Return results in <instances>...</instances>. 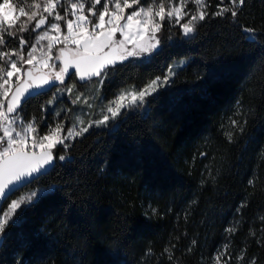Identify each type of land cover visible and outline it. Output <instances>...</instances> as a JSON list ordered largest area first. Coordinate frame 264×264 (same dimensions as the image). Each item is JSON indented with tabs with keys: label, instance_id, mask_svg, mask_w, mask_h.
Masks as SVG:
<instances>
[{
	"label": "trees",
	"instance_id": "1",
	"mask_svg": "<svg viewBox=\"0 0 264 264\" xmlns=\"http://www.w3.org/2000/svg\"><path fill=\"white\" fill-rule=\"evenodd\" d=\"M207 3L192 36L166 22L159 50L109 67L99 87L70 78L109 102L184 61L145 106L59 147L66 159L18 192L58 190L18 210L0 264H214L226 243L230 264L241 251L239 264H264V0H246L236 18L212 16L219 0ZM20 35L26 53L37 33ZM55 89L24 105L23 118L53 121L54 108L40 105ZM65 103L70 124L79 106Z\"/></svg>",
	"mask_w": 264,
	"mask_h": 264
},
{
	"label": "snow or ice",
	"instance_id": "2",
	"mask_svg": "<svg viewBox=\"0 0 264 264\" xmlns=\"http://www.w3.org/2000/svg\"><path fill=\"white\" fill-rule=\"evenodd\" d=\"M189 3L195 5L194 10L188 8ZM245 3L246 0H227L225 4V0H219L217 10L211 15L223 17L230 13L236 18ZM208 7L207 0H18L16 10L19 15L9 19L13 5L9 0L0 2V237L5 235L10 221L15 223L13 217L18 215V210L22 211L26 205L58 191L50 188L18 195L21 188L46 175L54 166V160L66 159L54 152L57 145L66 149V140L82 136L93 126H107L110 119L121 114V108L125 107L123 102L128 97L133 104L137 101L143 103L146 96L167 84L176 73L170 67L168 75L163 78L156 77L140 90L120 94L109 103L106 114L89 121L79 130L73 125L66 134L63 124L57 123L41 135L35 119L21 117L24 105L46 96L57 82L65 84L66 79L73 76H78L81 81L100 77V83H103V76L107 75L106 69L110 65L114 67L129 56L154 52L160 44L156 34L165 26L166 20L178 24L182 33L188 36L196 31L197 22L209 16ZM61 8L63 14L59 10ZM126 9L134 10L126 14ZM20 16L26 19L20 20ZM61 21L64 22L63 27ZM29 25L37 35L35 43L25 53L29 41L17 33L29 31ZM242 31L249 41H255L254 28L245 27ZM117 33L123 38L117 39ZM6 36L18 39V47L7 48L9 41ZM42 41H47L46 50L41 46ZM129 43L133 45L131 49L127 47ZM58 44L63 47L54 53L53 49ZM38 51L41 53L39 57L36 55ZM52 60L59 64L50 63ZM74 88L75 84L66 85L56 91H66L71 95ZM55 99L53 96L41 104L40 110L47 111L46 105L53 104ZM79 99L77 95L76 100ZM78 122L84 124L83 119L78 118ZM232 123L240 127L238 121ZM226 231L234 234L235 228L230 227ZM228 247L226 243L217 252L214 264H230L232 257ZM235 259L239 264L244 259V252L241 251ZM249 264L257 262L253 259Z\"/></svg>",
	"mask_w": 264,
	"mask_h": 264
},
{
	"label": "rangeland",
	"instance_id": "3",
	"mask_svg": "<svg viewBox=\"0 0 264 264\" xmlns=\"http://www.w3.org/2000/svg\"><path fill=\"white\" fill-rule=\"evenodd\" d=\"M2 2V1H1ZM9 2H10V4H12L13 5V11H12V13L9 15V19H14L17 15H19V13H18V11L16 10L17 9V7H18V5L13 1V0H9ZM102 2H103V0H102ZM98 8L100 7V6H97ZM188 8L189 9H193L194 10V8H195V5L194 4H192V3H189V5H188ZM60 11H61V14H63V8H61V9H59ZM132 10H134V9H126V14L128 13V12H131ZM187 10V9H186ZM87 11V10H86ZM0 15H2V13H0ZM44 15H47L46 13L44 14ZM26 19V17H23V16H20V20H25ZM92 19H95L94 17L92 18ZM106 19H107V17H106ZM185 19H187V17L185 18ZM49 21L51 22V17H49ZM169 23L167 20L165 21V23ZM184 21H181V23H183ZM35 23V21H33V24ZM61 23V25H62V27H63V24H64V22L63 21H61L60 22ZM170 25H172V26H178V27H180L178 24H175V23H169ZM17 26H19V21H17ZM29 26H31V25H29ZM162 30V29H161ZM41 32L43 31V28L40 30ZM195 33V32H194ZM194 33H192V34H190V35H188V36H192ZM157 35V38L159 39V32L156 34ZM116 38L117 39H122L123 37H121L120 35H119V33H117L116 34ZM160 40V39H159ZM35 43V42H34ZM46 45H47V41H42L41 42V46H43L44 48H45V50H46ZM161 45V43L159 44V46ZM61 47H63V45L62 44H58V45H56V47L53 49V52L55 53L59 48H61ZM127 47L129 48V49H131L132 47H133V45L131 44V43H129L128 45H127ZM155 51H157V50H155ZM153 54V52L151 53V54H141V55H139V56H129V57H127L126 59H124L123 60V62H125V61H128V60H135V59H139V58H146V57H149V56H151ZM36 55L39 57L40 55H41V53L38 51L37 53H36ZM13 59H15V57L13 58ZM50 63H53V64H59V62L58 61H56V60H52V61H50ZM118 63H122V62H118ZM184 65V61H178V62H176V63H174L172 66H171V68H173V70L175 71V73L178 71V69L180 68V67H182ZM170 68V67H169ZM109 68H107L106 69V72H107V74H108V72H109V70H108ZM166 75H168V70L166 71V73H165V75L164 76H166ZM163 76V77H164ZM107 77V75H104L103 76V81L105 80V78ZM163 77H161V78H163ZM77 78L79 79V77L77 76ZM171 78H173V76H171L170 77V79ZM169 79V80H170ZM100 80H101V78L100 77H93L91 80H84V81H81L80 79H79V81H81V82H86V84H87V86H88V88L89 87H91V85H96V87H99V85H101V83H100ZM71 86V85H73L72 84V81H71V79L70 78H68V79H66V81H65V84H59L58 82H57V84H56V86L54 87V88H59V89H64L65 88V86ZM53 88V89H54ZM56 89L54 90V96L56 97V99H55V101H54V103L53 104H51V107H53L54 108V111H55V113L56 112H59L60 113V115L59 116H57V115H54V116H52V118H53V121H49V120H46V121H42V120H37V119H35V121L37 122V124H38V129H39V132H40V134L42 135L49 127H54L57 123H62L63 124V126H64V129H65V134H66V130L68 129V128H70V127H72L73 125H75V127H76V130H79V128H81V127H85V126H87V123L89 122V121H95V120H97V119H99L103 114H106V109H107V106L109 105V103L111 102V101H114V100H116V98L119 96H117L116 98H114L113 100H111V101H109V102H102V101H98V90H97V88H96V90L95 91H92V92H76L75 91V89H73V92L71 93V95L70 94H68L66 91H63V92H57L56 91ZM90 89V88H89ZM140 89H142V88H140ZM140 89H137V88H129V89H126V90H124L122 93H120V94H123V93H127V92H130V91H133V90H140ZM158 90V89H157ZM156 92V91H155ZM155 92H153L152 94H154ZM151 94V95H152ZM77 95H79L80 96V99L79 100H76V96ZM150 95H148V96H146L145 97V101L143 102V103H140L139 101H137L135 104H133L132 103V101H131V98L130 97H128L123 103L125 104V107H123V108H121V113L123 112V111H125V110H131V109H135V108H138V107H140V106H145V104H146V101H147V98L149 97ZM65 99H67L68 101H71L73 104H71L72 106H79V109L75 112V117L73 118V120H71V122H69L70 124H68V120H65L64 118H63V111L65 110V109H68V107H67V103H65ZM97 99V100H96ZM119 116V115H118ZM117 116V117H118ZM21 117L23 118V116H22V114H21ZM116 117V118H117ZM78 118L79 119H83L84 120V124H80L79 122H78ZM115 118V119H116ZM114 119H110L109 120V122H108V125H109V123L111 122V121H113ZM46 124V128L45 129H42V127H44V125ZM107 125V126H108ZM102 127H106V126H99V127H96V126H93V127H91L90 129H89V131H91L92 129H94V128H102ZM88 131V132H89ZM87 132V133H88ZM84 134H86V133H84ZM83 134V135H84ZM82 135V136H83ZM80 136H78V137H75V138H73V139H69V140H66L65 141V144L66 145H68V147H69V145H71L77 138H79ZM59 147H62V146H60V145H57V148L56 149H54V152H56L57 150H58V148ZM63 148V147H62ZM37 152H39L40 150L39 149H37L36 150ZM35 190H46V189H35ZM32 190H30V191H24V192H21V193H19L18 195H20V196H23V195H27L28 193H30ZM15 217L16 216H14L13 217V220H15ZM11 222V221H10ZM9 222V223H10ZM3 238V236L2 237H0V239H2Z\"/></svg>",
	"mask_w": 264,
	"mask_h": 264
},
{
	"label": "water",
	"instance_id": "4",
	"mask_svg": "<svg viewBox=\"0 0 264 264\" xmlns=\"http://www.w3.org/2000/svg\"><path fill=\"white\" fill-rule=\"evenodd\" d=\"M159 48H160V46H158L156 50H159ZM117 60H119V57H117ZM117 64H118V62H117L115 65H117ZM109 67H111V65H110ZM109 67H108V68H109ZM70 71H73V72H74V69H71ZM56 84H57V83H56ZM55 86H56V85H55ZM56 162H57V159L54 160V162H53L54 166H55ZM54 166L51 167V168L49 169L48 173L54 168ZM22 189H23V188H21V190H22ZM2 243H3V238L0 239V247H1Z\"/></svg>",
	"mask_w": 264,
	"mask_h": 264
},
{
	"label": "built area",
	"instance_id": "5",
	"mask_svg": "<svg viewBox=\"0 0 264 264\" xmlns=\"http://www.w3.org/2000/svg\"><path fill=\"white\" fill-rule=\"evenodd\" d=\"M86 11V10H85Z\"/></svg>",
	"mask_w": 264,
	"mask_h": 264
}]
</instances>
